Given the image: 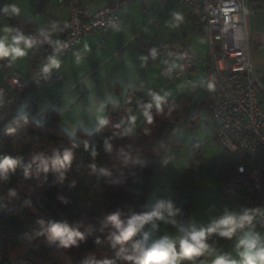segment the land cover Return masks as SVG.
I'll return each mask as SVG.
<instances>
[{
	"label": "trees",
	"instance_id": "obj_1",
	"mask_svg": "<svg viewBox=\"0 0 264 264\" xmlns=\"http://www.w3.org/2000/svg\"><path fill=\"white\" fill-rule=\"evenodd\" d=\"M9 22L38 36L47 33L33 19L21 15L12 16ZM47 51L37 46L30 53V71L42 62ZM168 105L176 107L170 111ZM211 107L207 91L199 96L198 90L191 88L168 97L162 110L153 109L154 123L149 125L143 120L134 133H123L122 129L115 127L117 122L99 127L92 133L79 130L76 136L63 129L61 115L54 109L46 112L43 121L37 119L34 112L12 116L14 108L0 114V154L23 155L27 159L37 152L51 153L54 148L75 145L76 156L63 182L51 174L46 180L43 176L25 180L19 173L7 183L0 182V195L6 194L9 187H15L19 192L15 202L0 200V264H80L88 250L99 256L112 255L106 243H94L95 236L103 237L107 233V229L100 227L99 219L118 208L125 215L143 210L152 178L163 166L161 158L169 160L173 152L181 148L179 127L195 126L203 115L212 118ZM107 137L112 138L114 146L111 155L104 151L103 142ZM85 144L89 145L87 150ZM195 146L192 144L191 148L195 149ZM92 148L98 152L95 158L91 156ZM120 148L142 157L141 163L134 168L120 166L116 157V150ZM200 157L199 151L193 159L199 160ZM92 163L97 165L96 170L90 166ZM230 163L232 169L231 159ZM99 167L111 169L114 176L124 174L126 182L119 186L111 184L109 177L100 174ZM73 181L76 186L70 189L68 185ZM61 197L70 202L62 203ZM242 199L246 201L245 197ZM41 217L82 221L85 226L92 224L95 236L89 237L79 248L70 250L49 245L43 237L29 243L24 234L37 229L36 221Z\"/></svg>",
	"mask_w": 264,
	"mask_h": 264
},
{
	"label": "clouds",
	"instance_id": "obj_2",
	"mask_svg": "<svg viewBox=\"0 0 264 264\" xmlns=\"http://www.w3.org/2000/svg\"><path fill=\"white\" fill-rule=\"evenodd\" d=\"M22 13L23 9L15 0H0V21H3L0 23V69L12 67L39 46L45 51L51 49L40 68L42 77H48L62 67L61 54L68 45L60 39L52 38V34L61 30L56 22L47 26V33L43 36L26 32L8 22L12 16H20ZM174 19L179 22L182 17L175 13ZM75 56L78 63L81 57L78 53ZM149 56L155 60L157 49H151L141 59L147 61ZM171 70L168 69L169 72ZM207 87L211 90L214 85L208 83ZM168 97L167 91H149L147 99L138 104V113L127 110L115 127L122 129L125 134H131L137 130V121L141 117L145 123L153 124V109L162 110L168 103ZM168 107L171 111L176 106ZM109 123L111 120L108 115L98 118L101 127ZM9 134H12V130H9ZM111 139L107 137L103 142L104 151L109 155L114 151ZM85 148L87 150L89 145L85 144ZM74 149L75 145L57 147L51 153L37 152L27 159L23 155L0 154V182L7 183L18 173L25 180L41 176L46 180L51 174L63 182L76 159ZM97 155V150L92 148L91 156L95 158ZM116 157L124 168H134L142 160V157L134 156L124 148L116 150ZM160 163L167 165L168 159L162 157ZM90 166L93 170L97 169L95 163ZM99 172L109 177L110 183L116 186L125 183L127 179L124 174L114 176L113 171L105 167H99ZM75 186L74 181L68 185L70 189ZM18 198L19 192L15 187H9L6 194L0 195V200L10 203ZM60 199L64 204L70 202L64 197ZM180 213L181 208L176 206L173 199L164 197L131 215H125L119 208L108 211L98 221L102 229H107L103 237L95 236L96 230L92 224L85 226L82 221L41 217L36 221L39 227L31 233H25L24 239L31 243L43 237L49 245L70 250L79 248L89 237L95 236L96 245L106 243L111 250L110 256H99L95 251L88 250L80 264H264V231L259 230L264 227V222L258 223L259 218L264 217V207H225L207 223L195 220L183 222L177 219ZM161 223L170 225L174 231L161 233ZM214 238L234 241L232 251L222 252Z\"/></svg>",
	"mask_w": 264,
	"mask_h": 264
},
{
	"label": "built area",
	"instance_id": "obj_3",
	"mask_svg": "<svg viewBox=\"0 0 264 264\" xmlns=\"http://www.w3.org/2000/svg\"><path fill=\"white\" fill-rule=\"evenodd\" d=\"M192 6V22L208 43L206 88L211 101V114L216 124V137L230 156L233 168L224 181L223 193L231 197L240 192L246 206L258 202L264 207V83L260 80L252 59L251 39L248 31L249 0H185ZM124 0H117L92 12L84 0H58V7L67 13L62 40L68 47L61 55L73 53L83 38L93 32H108L122 24ZM157 49L154 60L161 65L180 58L179 68H171L169 77L185 79L195 67L196 56L190 50L187 36L180 32L172 41H157L147 46ZM42 62L22 76L17 71L7 73L0 84V114L15 108L25 97L29 108H35L39 90L50 82H62L64 73L54 70L42 77ZM208 83L214 87L210 90ZM127 110L138 113V105L125 101L110 108L106 115L111 123L120 122ZM44 116V115H43ZM109 123V124H111Z\"/></svg>",
	"mask_w": 264,
	"mask_h": 264
},
{
	"label": "crops",
	"instance_id": "obj_4",
	"mask_svg": "<svg viewBox=\"0 0 264 264\" xmlns=\"http://www.w3.org/2000/svg\"><path fill=\"white\" fill-rule=\"evenodd\" d=\"M18 1L24 5L29 0ZM38 1L35 13L45 17L42 22L23 13L21 16L33 19L46 31L51 22L58 23L61 30L52 34V37L63 38L67 34L64 28L67 13L58 7V0ZM84 1L95 12L114 0ZM175 13L182 17L179 22L174 19ZM247 14L252 59L258 76L264 83V0H249ZM180 32L186 34L188 45L194 47V50H190L196 56L195 67L186 76V81L191 83L194 80L200 66L204 67V75L197 84L170 95L174 83H160L158 86L155 74L149 68V62L152 61H144L141 57L147 55L148 45L157 41L175 40ZM200 40L204 39L193 25L192 6L186 4L185 0H127L122 9V24L108 32L96 31L86 35L73 53L61 55L60 70L64 73L65 80L50 82L39 90L33 110L29 108L28 97H25L13 109L12 116L34 112L35 117L43 121L46 112L54 109L61 115L63 129L76 136L79 130L92 133L101 127L98 118L106 115L110 108L118 107L125 101L137 105L142 103L147 99L149 91H167L171 97L194 88L198 90V95L199 92L206 94L208 51L205 55L198 52ZM77 53L81 57L78 63L75 56ZM29 57L30 55L27 57L30 63ZM180 63V58L174 56L169 64L163 66L159 63V67L163 70L165 66L168 69L179 68ZM12 71H17L22 76L30 73L29 65L26 72H21L17 61L10 68L0 69V84L4 76ZM262 102L264 104V99ZM234 195L235 198L240 196L243 203V194L237 192ZM253 203L249 207L260 206L258 202Z\"/></svg>",
	"mask_w": 264,
	"mask_h": 264
},
{
	"label": "rangeland",
	"instance_id": "obj_5",
	"mask_svg": "<svg viewBox=\"0 0 264 264\" xmlns=\"http://www.w3.org/2000/svg\"><path fill=\"white\" fill-rule=\"evenodd\" d=\"M21 8L23 14L32 16L37 22H42L45 18L41 14L35 13V8L39 4L38 0H29L27 4L15 0ZM45 15V14H43ZM3 21H0L2 23ZM9 22V21H8ZM203 39V38H202ZM190 49H193L191 45ZM194 50V49H193ZM208 51L206 40H200L198 52L205 55ZM150 70L155 74L157 85L173 82V89L170 95L178 94L197 84L203 77V66L199 70L191 83L182 79L169 77L168 67H159L156 61L149 62ZM29 62L28 58L18 61V69L26 72ZM163 70V71H162ZM157 87H154V89ZM206 92V91H205ZM202 92H199L201 96ZM141 117L137 121L142 122ZM179 137L181 148L173 152L167 165H163L154 174L151 189L146 195V205L154 203L159 198H171L176 206L181 208V213L177 219L183 222L195 220L200 223H207L214 216L219 215L225 207L239 208L246 206V202L233 196L228 197L223 193V184L226 180L231 163L229 156L216 137V124L213 118L203 115L195 126L182 125L179 127ZM195 144V149L191 145ZM200 151L199 160H194ZM195 156V157H194ZM234 198V199H233ZM264 217H260L258 223L263 222ZM259 230L264 231V227ZM173 232L170 225L161 223L160 232ZM216 246L222 252L232 251L234 241L214 238ZM234 254V253H233Z\"/></svg>",
	"mask_w": 264,
	"mask_h": 264
}]
</instances>
